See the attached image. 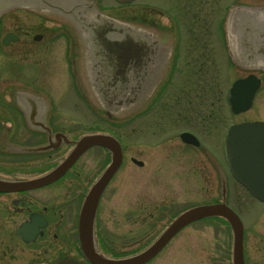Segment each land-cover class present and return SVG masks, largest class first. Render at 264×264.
<instances>
[{"label": "rangeland", "instance_id": "374dc122", "mask_svg": "<svg viewBox=\"0 0 264 264\" xmlns=\"http://www.w3.org/2000/svg\"><path fill=\"white\" fill-rule=\"evenodd\" d=\"M186 1L188 4L182 5V0H133L132 2L125 0L128 3L98 0L96 8L103 16L136 23H146L150 14H155L151 9L163 12V15L179 14L181 11L183 27L179 34V39L182 40L179 43V53H185L188 49L192 56L204 54L210 57V50L214 51L210 57L212 63L209 67H212L213 78L216 81L214 95L217 101L213 112L215 117L209 120L206 113L208 110L197 116H187L190 119L188 126L197 130L205 143L202 147L212 159L204 157L198 149L188 148L170 139L175 131L179 130V126L185 124L184 119L176 118V113L159 115L161 113L157 112L149 117L140 112L131 121H113L106 112L96 106L88 90L85 72L72 52L68 55L70 68L50 63L48 74L50 78L45 84L51 91V97L55 98L52 112L65 115L80 124L82 129L91 127L92 130L108 131L122 140L123 164L115 180L119 194L113 201H105L104 206L113 212L118 211L119 231H124L126 227L124 223L120 225L121 220L126 216L123 213L131 209L135 210L134 225H132L135 252L151 245L174 216L187 208L218 200V173L222 179L227 177V204L239 215L244 227L246 264H264V203L252 198L225 170L223 138L220 135L229 123L264 119V83L253 102L252 109L244 115L231 116L230 120H227L222 103L226 86L224 83H229L240 76V68L234 59V53L229 48L228 18L236 7L260 6L264 5V0H183V3ZM202 2L207 3V27H202L200 23L193 25L195 19L192 14L198 12L206 14V6ZM5 19L7 27H14L18 23L21 33H25L26 37L37 33L38 25L40 27L42 24L45 29H51L58 28L62 24L51 15L35 16L30 11L8 14ZM159 20L171 28L172 24L167 18L161 17ZM220 21L223 22L222 28L219 27ZM211 25L214 28L211 29L213 39L210 41ZM206 28L208 33L205 37ZM192 33H194L193 39H191ZM29 39L30 37L27 43ZM169 40L168 32L165 34V41ZM63 45L60 39L52 43L51 49L56 56L62 54ZM13 48L22 55L25 64L23 74H25L31 70L32 64L35 65L34 47L28 50L20 46ZM207 69L205 65L206 75ZM193 72L194 66L182 67L181 64L179 85L183 92L194 88ZM30 77L35 79V88H41L40 74L35 72ZM72 126L75 129L78 125ZM159 140L165 143L161 144L165 148L154 146ZM130 158L142 161L143 166L138 167L133 164ZM215 164L218 171L212 167ZM108 215L107 209L101 214L105 223L103 225L111 229L114 219ZM109 232L113 235V231ZM231 245L230 227L223 219L211 218L198 221L183 229L148 264H225L231 261ZM131 250L129 253L133 252V248Z\"/></svg>", "mask_w": 264, "mask_h": 264}, {"label": "flooded vegetation", "instance_id": "af4514ba", "mask_svg": "<svg viewBox=\"0 0 264 264\" xmlns=\"http://www.w3.org/2000/svg\"><path fill=\"white\" fill-rule=\"evenodd\" d=\"M207 3H204L205 6ZM183 4L188 3H183L182 0ZM205 8V15V12L192 14L195 19L193 25L200 23L202 27L208 26L207 6ZM180 12L163 16L171 22V28L160 22L161 15L150 14L146 21L157 28L173 30L174 42L167 73L147 102L144 114L151 117L157 112L161 113L159 115L176 113V118L184 119L185 124L179 126L173 139L183 146L197 149L198 147L183 143L180 136L189 133L200 138L197 130L188 126L190 119L187 116H197L208 110L207 118L211 120L215 117L216 81L213 69L209 67L214 51L210 50V57L204 54L192 56L188 49L185 53H179V43L182 41L179 34L183 27V13ZM5 17L0 19V180L10 184H25L37 182L50 174L62 165L81 136L95 132L85 131L80 124L65 115L52 112L55 98L51 97V91L45 83L50 78L48 74L51 62L65 68L69 66L68 55L73 47L70 36L63 32L61 26L45 29L41 24L36 28L37 33L26 37L25 33H21L18 23L14 27H7ZM222 25L223 22L220 21L219 27L222 28ZM212 28L214 27L211 25L210 41L213 39ZM207 33L208 28L205 37ZM59 39L64 43V50L56 56L51 47ZM15 46L25 47L26 50L33 46L36 52L35 65L32 64L31 70L25 74L22 55L18 50L15 52ZM181 64L182 67L194 66V88L188 92H183L179 85ZM205 65L208 67L207 75ZM35 72L41 76V88H35V79L30 77ZM224 84L226 86L222 103L225 116L230 120L227 94L231 81ZM190 95L193 97L188 98ZM46 106L47 110L44 112ZM73 124L80 128L77 126L73 129ZM230 125L231 123L224 128L221 136ZM109 161L110 154L106 150L91 147L72 162L61 176L50 182L0 192V264H57L68 260L89 264L80 248L78 220L89 190ZM119 170L101 192L93 226L98 251L111 259H121L136 253L132 228L135 210L123 213L126 216L120 225L124 223L126 227L124 231H119L118 211L113 212L104 206L105 201L111 202L119 194L115 183ZM105 209L109 212L108 217L111 215V219H114L111 229L103 225L105 223L101 214L105 213ZM103 219L105 220L104 217ZM115 229L118 230L114 231ZM109 231H113V235ZM132 248L133 252L129 253Z\"/></svg>", "mask_w": 264, "mask_h": 264}, {"label": "water", "instance_id": "95a60500", "mask_svg": "<svg viewBox=\"0 0 264 264\" xmlns=\"http://www.w3.org/2000/svg\"><path fill=\"white\" fill-rule=\"evenodd\" d=\"M125 1V0H120ZM24 8L51 15L68 23L81 45V66L88 90L96 106L116 118L136 112L150 97L162 78L170 46L158 32L122 22L98 12L94 1L87 0H0V16ZM229 48L243 70L264 72V5L241 6L232 10L227 21ZM258 80L249 75L232 89L234 113L248 109ZM102 146L111 153L110 165L90 189L79 216L81 249L91 264H145L188 224L206 217L224 218L232 232V264H244L243 227L238 216L225 204L226 191L220 177L221 203L191 208L178 216L146 250L127 259L111 260L100 255L93 241V221L99 196L121 163V148L110 136L82 137L63 165L37 182L10 184L0 181V191L27 188L61 176L87 148ZM231 170L249 191L264 202V122L233 126L226 137ZM137 166L142 163L132 159ZM57 264H78L62 261Z\"/></svg>", "mask_w": 264, "mask_h": 264}]
</instances>
